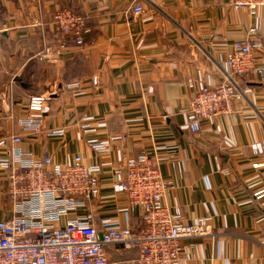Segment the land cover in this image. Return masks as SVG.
<instances>
[{"label": "crops", "instance_id": "crops-1", "mask_svg": "<svg viewBox=\"0 0 264 264\" xmlns=\"http://www.w3.org/2000/svg\"><path fill=\"white\" fill-rule=\"evenodd\" d=\"M135 2L143 14L131 11ZM64 7L87 16L83 46L52 23ZM251 26L264 41V7L252 16L229 0H0V136L21 133L23 147L37 156L65 163L80 153L101 165V194L89 206L100 235L103 219L125 221L113 168L146 150L173 185L165 202L179 206L186 223L212 218L210 235L183 243L187 264H264V197L254 196L264 188V152L253 147L264 143V81L236 79L232 113L204 121L201 133L187 127L188 82H225L226 53ZM76 80L87 95L67 87ZM34 95L47 97L44 128L24 133L21 117ZM85 116H93L88 132L80 128ZM61 128L64 135L47 134ZM112 136L122 138L104 152L87 142ZM3 176L0 169V186ZM131 212L135 231L142 219ZM6 216L0 193V219ZM107 252L110 264H139L135 248L117 244Z\"/></svg>", "mask_w": 264, "mask_h": 264}, {"label": "built area", "instance_id": "built-area-1", "mask_svg": "<svg viewBox=\"0 0 264 264\" xmlns=\"http://www.w3.org/2000/svg\"><path fill=\"white\" fill-rule=\"evenodd\" d=\"M229 3L233 9L248 10L252 16L264 7V0H229ZM130 9L135 15L144 13L139 2ZM150 19L148 16L145 21ZM52 23L56 31L72 37L78 46L85 44L90 28L83 12L61 8L54 13ZM263 50V38L256 26H251L246 36L234 40L226 53L225 82L200 88L192 80L188 82L190 133H201L204 121L234 111L239 98L236 79L254 77L264 81V61L258 59ZM93 83L97 84L95 77ZM67 87L75 97L88 93L79 80ZM46 103L47 97L43 95L30 97L20 121L24 133L42 131ZM91 120L93 116L81 119L82 131H91ZM65 132L61 128L47 134ZM121 138L90 137L87 142L93 150L104 152L108 141ZM23 142L21 133L0 136V169L5 179L0 193L7 212L0 219V264H110L107 248L117 244L124 249H137L139 264H187L183 243L211 234L210 216L186 223L182 209L165 202L173 185L162 175L157 158L142 150L130 156L126 166L113 168L116 194L125 205V221L103 219L104 230L100 235L94 224L95 213L89 206L100 197L103 167L87 164L80 153L65 163L56 161L50 154L37 156L25 149ZM253 147L256 152H264V143ZM254 196L263 198L264 188L255 191ZM132 210L138 211L143 221L139 231L131 229Z\"/></svg>", "mask_w": 264, "mask_h": 264}, {"label": "trees", "instance_id": "trees-1", "mask_svg": "<svg viewBox=\"0 0 264 264\" xmlns=\"http://www.w3.org/2000/svg\"><path fill=\"white\" fill-rule=\"evenodd\" d=\"M143 226H144V224H143V221L141 220V224H140L139 228L136 229L135 231H139ZM136 250H137V249H136Z\"/></svg>", "mask_w": 264, "mask_h": 264}]
</instances>
